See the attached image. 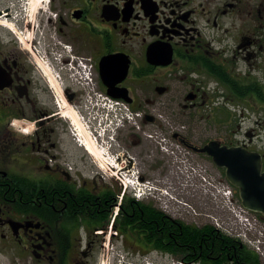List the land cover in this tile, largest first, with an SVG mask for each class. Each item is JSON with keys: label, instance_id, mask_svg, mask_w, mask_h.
Instances as JSON below:
<instances>
[{"label": "flooded vegetation", "instance_id": "1", "mask_svg": "<svg viewBox=\"0 0 264 264\" xmlns=\"http://www.w3.org/2000/svg\"><path fill=\"white\" fill-rule=\"evenodd\" d=\"M39 1L32 14L30 0H0V264H95L112 218V239L146 249L116 221L119 187L72 136L33 51L40 43L68 104L92 107L101 91L133 109L167 108L185 122L173 146H240L258 155L264 180V0ZM151 115L161 143L163 124ZM8 168L30 171L32 182L10 180L19 173ZM247 214L264 253V215Z\"/></svg>", "mask_w": 264, "mask_h": 264}, {"label": "rangeland", "instance_id": "2", "mask_svg": "<svg viewBox=\"0 0 264 264\" xmlns=\"http://www.w3.org/2000/svg\"><path fill=\"white\" fill-rule=\"evenodd\" d=\"M44 47L45 46L40 43L36 45L37 50L35 51L33 49V51L36 53L39 62L48 63V58L42 56ZM47 63L45 64L47 65ZM49 70L50 73L54 75L50 68ZM60 94L62 95L58 90L55 91V96L59 99L61 97ZM67 105L71 107V105ZM138 110L146 112L152 111L155 116L160 118L164 127L162 132L164 138H162L161 143H159L161 136L158 135L161 130L159 126L151 123H143L138 120L139 122L135 125L134 130L129 127L117 134L116 139L123 137L124 141L117 149H108L107 154L101 159L92 157L97 165V168L94 169L104 175L107 183L116 187L119 186L115 175L117 167L129 165V169L138 171L142 180H149L151 183L158 184V186L163 189V195L160 196L159 193H156L154 194L155 197L151 196L149 199L144 200L152 203L165 214H168L172 218L179 219L184 223L201 226L206 223H212L213 218L217 217V215L224 217V211L211 205V196H209L207 191L203 190L196 179L193 181L189 180L182 170L181 173H179L180 165L178 161H180L181 164V162H184L183 159H185L186 156L188 160L192 161L194 164L198 162L202 165H206L209 172L216 171L214 164L202 156L196 153H190V156L184 154V152L179 153L178 150L174 149L173 144H175L176 141L173 140V138L171 139V135L174 131L180 130V132H183L185 123L184 118L170 117V112L167 108L154 110L142 108ZM61 120L64 123L69 122L65 117H62ZM202 124L203 123H201V125ZM132 133H134L135 136L129 138ZM136 135L140 137L141 141H135L137 138ZM117 155L120 156L119 160L116 159ZM99 160H101V162ZM130 161H132L131 164L129 163ZM113 165L117 167L113 168ZM177 168H179V170H177ZM8 169H12L19 174L32 178L30 171H22L18 168ZM124 170L128 169L125 168ZM122 171L123 169L121 172ZM126 192L132 195L128 189ZM125 238L126 237L123 238L119 236L118 239L110 238V240H108V238L105 237L103 241L106 244L99 248L95 264H118V261L122 262V264H180L181 262L179 258L169 253L156 250L143 252L137 251V248L132 249L131 247L129 249L124 246L126 245ZM132 240L134 241V237L129 238V241Z\"/></svg>", "mask_w": 264, "mask_h": 264}, {"label": "trees", "instance_id": "3", "mask_svg": "<svg viewBox=\"0 0 264 264\" xmlns=\"http://www.w3.org/2000/svg\"><path fill=\"white\" fill-rule=\"evenodd\" d=\"M9 176L10 180L32 182L24 175ZM25 187V190H31L30 185ZM123 210L127 213L124 214ZM117 220L123 229L129 227L131 232L141 236L146 243V252L155 249L191 264H262L255 251L210 223L201 226L184 223L152 203L136 200L127 194L122 198ZM108 222L106 220L105 224Z\"/></svg>", "mask_w": 264, "mask_h": 264}, {"label": "water", "instance_id": "4", "mask_svg": "<svg viewBox=\"0 0 264 264\" xmlns=\"http://www.w3.org/2000/svg\"><path fill=\"white\" fill-rule=\"evenodd\" d=\"M114 97H120L111 94ZM151 121V117H146ZM197 152L210 155L212 163L224 168L228 181L238 187L241 204L247 209L264 215V180L259 172L258 155L245 151L240 146L227 147L213 140L202 148H193Z\"/></svg>", "mask_w": 264, "mask_h": 264}, {"label": "built area", "instance_id": "5", "mask_svg": "<svg viewBox=\"0 0 264 264\" xmlns=\"http://www.w3.org/2000/svg\"><path fill=\"white\" fill-rule=\"evenodd\" d=\"M95 103L102 107L103 110L101 112V116L102 119L107 121V125H111L114 121H121L122 117L125 115L132 117L127 104L120 100L112 99L102 95L101 93H97ZM183 161L184 162L179 164L180 169L187 175L189 180L193 181L196 179L197 182L200 183V186H202L203 190L210 192L215 200L220 201L222 206H227L229 197L228 193L230 192L227 185L218 181L215 176L207 171L205 166L197 163L194 164L189 161L187 157H185ZM238 216L240 223L242 224V228H240L239 231H236V233L237 235L246 237L247 229L250 227L251 223L246 217H243L240 214H238ZM230 229L233 230V227L231 226Z\"/></svg>", "mask_w": 264, "mask_h": 264}, {"label": "bare ground", "instance_id": "6", "mask_svg": "<svg viewBox=\"0 0 264 264\" xmlns=\"http://www.w3.org/2000/svg\"><path fill=\"white\" fill-rule=\"evenodd\" d=\"M30 4V12L35 13L40 5V1L30 0ZM41 65L43 66L44 70L48 75L49 81L51 82V86L56 91L58 90V92L62 93V87L61 84L58 82L57 78L50 73L48 66L44 62H41ZM60 103L61 107H63V114L72 121V125L75 126V129L77 130V133L79 135V140L81 141V144L84 146L87 152L95 158H103L104 155L107 154L106 148H104L99 142L95 140V138L91 134V131L88 129L87 125L82 120L81 116L79 117L77 109L72 106L68 107V102L66 101L64 96H61ZM99 161L101 162V160Z\"/></svg>", "mask_w": 264, "mask_h": 264}]
</instances>
